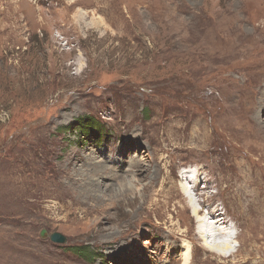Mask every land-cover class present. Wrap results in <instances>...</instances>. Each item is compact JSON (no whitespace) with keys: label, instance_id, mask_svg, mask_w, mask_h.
Returning <instances> with one entry per match:
<instances>
[{"label":"rangeland","instance_id":"1","mask_svg":"<svg viewBox=\"0 0 264 264\" xmlns=\"http://www.w3.org/2000/svg\"><path fill=\"white\" fill-rule=\"evenodd\" d=\"M184 242L264 264V0H0V264H184Z\"/></svg>","mask_w":264,"mask_h":264},{"label":"bare ground","instance_id":"2","mask_svg":"<svg viewBox=\"0 0 264 264\" xmlns=\"http://www.w3.org/2000/svg\"><path fill=\"white\" fill-rule=\"evenodd\" d=\"M132 163H136V162L133 161ZM99 167H101V166H99ZM99 167L97 168L98 170H100ZM102 167L104 169L98 171L99 174L108 175V173H109V175H111L112 172L110 173V169H108V168L105 169V166H102ZM185 173L186 172L181 173V177H184L183 179H181V184H180L181 185V190H182V192L184 193V195L188 199V205L191 207L194 217H196L198 219V224L200 226V231L199 232L201 233V237L204 240L206 248H208L210 251L215 252L216 254H218V255H220L222 257L223 256H225V257L234 256L235 253H237V251L236 252L233 251L234 250L233 246L235 245L237 237L236 238L233 237V235L231 233H229V234L225 233V228L222 227V225L220 224V223L225 222V220L221 221V219H218L215 222L212 221L213 222L212 223L210 220H206V219H203V218L200 217V209L197 206H195L197 204L196 203V199H195L196 197H194V195L192 194V190H194V188L196 189V187H197L196 184L199 181V177L197 175V172H194L193 173L194 175H191V174L190 175H185ZM158 175H159V173H158ZM154 180H155V182L157 181V179H154ZM134 191H135V188H134L133 181L132 182L131 181L127 182L124 185L123 189H121L118 193L116 192L117 194L114 195V196H116L115 197L116 200H115L114 204L115 205H119L120 203L131 199L130 195ZM159 199H160V197H159ZM159 202L161 204L160 207H167L169 205V203H170V198L166 196L164 201H162V202L159 201ZM182 248L183 249L181 251V255L180 256L183 258L184 264H191L190 263L191 255H192L191 254V251H192L191 244L189 242H184V245H183Z\"/></svg>","mask_w":264,"mask_h":264},{"label":"water","instance_id":"3","mask_svg":"<svg viewBox=\"0 0 264 264\" xmlns=\"http://www.w3.org/2000/svg\"><path fill=\"white\" fill-rule=\"evenodd\" d=\"M46 231H43L42 234H41V237L42 238H45L46 237ZM50 239L52 242L54 243H59V244H66L67 243V238L65 236H63L62 234L60 233H54L50 236Z\"/></svg>","mask_w":264,"mask_h":264},{"label":"trees","instance_id":"4","mask_svg":"<svg viewBox=\"0 0 264 264\" xmlns=\"http://www.w3.org/2000/svg\"><path fill=\"white\" fill-rule=\"evenodd\" d=\"M76 250H78V249H76ZM80 251H84V250H86V248H81V249H79Z\"/></svg>","mask_w":264,"mask_h":264}]
</instances>
